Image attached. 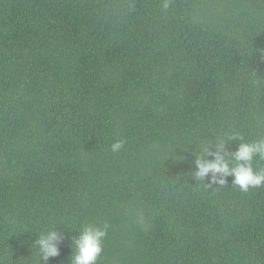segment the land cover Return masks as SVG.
Returning <instances> with one entry per match:
<instances>
[{"label": "trees", "instance_id": "trees-1", "mask_svg": "<svg viewBox=\"0 0 264 264\" xmlns=\"http://www.w3.org/2000/svg\"><path fill=\"white\" fill-rule=\"evenodd\" d=\"M163 3L0 0V264L105 223L97 264H264V186L190 174L264 139V0Z\"/></svg>", "mask_w": 264, "mask_h": 264}, {"label": "clouds", "instance_id": "clouds-1", "mask_svg": "<svg viewBox=\"0 0 264 264\" xmlns=\"http://www.w3.org/2000/svg\"><path fill=\"white\" fill-rule=\"evenodd\" d=\"M170 0H164L163 8L169 7ZM264 59V49H257ZM240 140L235 151L227 150L229 141ZM123 141H116L111 145L113 152L123 147ZM215 144L216 151L211 150ZM195 171L191 177L196 181H203L208 187L228 184V177H233L232 185L241 192H248L252 188L264 186V169L253 166L256 157L264 160V139L254 142L244 141L239 133H233L226 138H217L215 143H201L198 150L193 151ZM185 159V157H183ZM181 159V160H183ZM211 174L210 183H205ZM108 224L103 227L81 225L78 235L71 238L74 249L71 264H97L98 258L104 251V241L107 237ZM65 235L57 230V226L42 231L31 247L38 251V264H48L50 258L58 257Z\"/></svg>", "mask_w": 264, "mask_h": 264}]
</instances>
